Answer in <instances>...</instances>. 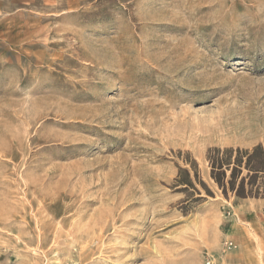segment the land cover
Masks as SVG:
<instances>
[{
	"label": "rangeland",
	"instance_id": "374dc122",
	"mask_svg": "<svg viewBox=\"0 0 264 264\" xmlns=\"http://www.w3.org/2000/svg\"><path fill=\"white\" fill-rule=\"evenodd\" d=\"M257 145L264 0H0V264H264L206 159Z\"/></svg>",
	"mask_w": 264,
	"mask_h": 264
},
{
	"label": "trees",
	"instance_id": "16d2710c",
	"mask_svg": "<svg viewBox=\"0 0 264 264\" xmlns=\"http://www.w3.org/2000/svg\"><path fill=\"white\" fill-rule=\"evenodd\" d=\"M210 176L224 197L233 195L239 200L264 199V148L262 145L251 149L211 148L207 152ZM189 168L179 167L174 189L179 193L200 194L198 186L208 196L212 192L200 179L196 161L188 163ZM191 195V193L189 194ZM199 200V199H197Z\"/></svg>",
	"mask_w": 264,
	"mask_h": 264
}]
</instances>
